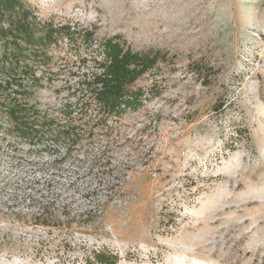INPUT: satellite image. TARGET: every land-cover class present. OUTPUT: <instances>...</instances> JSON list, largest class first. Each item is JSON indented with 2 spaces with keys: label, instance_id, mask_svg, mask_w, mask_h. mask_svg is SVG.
Listing matches in <instances>:
<instances>
[{
  "label": "rangeland",
  "instance_id": "374dc122",
  "mask_svg": "<svg viewBox=\"0 0 264 264\" xmlns=\"http://www.w3.org/2000/svg\"><path fill=\"white\" fill-rule=\"evenodd\" d=\"M22 1L94 35L36 67L42 144L0 130V264H264V0ZM112 37L161 60L88 124L80 57Z\"/></svg>",
  "mask_w": 264,
  "mask_h": 264
},
{
  "label": "trees",
  "instance_id": "16d2710c",
  "mask_svg": "<svg viewBox=\"0 0 264 264\" xmlns=\"http://www.w3.org/2000/svg\"><path fill=\"white\" fill-rule=\"evenodd\" d=\"M93 35L88 29L43 21L22 0H0V130L11 131L22 141L42 144L39 131H46V126L50 131L52 121L41 126L36 107L30 103L42 86L43 75L37 73L36 67L48 64L51 58L48 49L63 39L69 41V50L78 54L82 49H92ZM97 53L80 57V64L92 61L91 72L83 73L78 83L80 112L88 124L140 108L145 91L132 87L161 60L160 53L134 51L120 42L119 37L103 40ZM62 131H69V127ZM66 134L55 133V141L59 142ZM93 258L98 264L118 261L116 255L101 251L95 252Z\"/></svg>",
  "mask_w": 264,
  "mask_h": 264
}]
</instances>
